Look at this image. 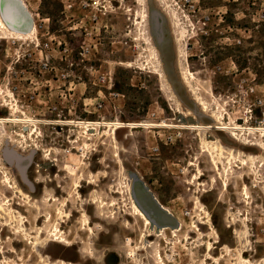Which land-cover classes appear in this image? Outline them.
<instances>
[{
	"label": "rangeland",
	"instance_id": "obj_1",
	"mask_svg": "<svg viewBox=\"0 0 264 264\" xmlns=\"http://www.w3.org/2000/svg\"><path fill=\"white\" fill-rule=\"evenodd\" d=\"M162 1L3 0L10 24L36 33L0 40V118L15 120L0 128V264H155L158 250L167 264H264V151L215 129L167 128L223 115L256 129L239 138L264 142V0ZM212 141L226 151L221 172L203 152ZM134 175L181 231L145 236L130 215Z\"/></svg>",
	"mask_w": 264,
	"mask_h": 264
},
{
	"label": "bare ground",
	"instance_id": "obj_2",
	"mask_svg": "<svg viewBox=\"0 0 264 264\" xmlns=\"http://www.w3.org/2000/svg\"><path fill=\"white\" fill-rule=\"evenodd\" d=\"M15 1L17 3H19V4H21L22 8L26 10V6L22 2L23 0H15ZM143 1H145V0H143ZM162 5H165L164 0L162 1ZM158 11L160 12V14L162 16L164 15L163 17L165 19H167V15L166 14L162 13L160 10H158ZM6 13H7V9H4V7H3V0H0V40H6V39L12 38V37H14V38L17 37L16 39L22 40V38H26V37H29V36H32V35L34 36V34L36 33V26H35L34 22L31 23V26L29 27V29L27 31H25V32L24 31H20V30L15 29L9 23L8 19L11 21V18H10V15L8 13H7L8 14V18H7L6 15H5ZM27 14H29L28 11H27ZM144 18H145V20L147 22L148 15L145 14ZM155 46H156V49L158 51L157 50H153L152 54L154 56V59L157 60L158 62H160V59H162V61L164 63H166L165 59H164L165 57L163 56L164 54L161 52L160 48L157 45H155ZM183 75H184L185 81L187 83L190 82L191 79L194 80L196 78V74L193 73L190 69L185 71L183 73ZM159 77L164 78V73L160 72L159 73ZM12 111L14 113L16 112V111H14V109H12ZM93 115H95V114H93ZM218 120H219L218 122H220V124H219V126H215V127H212V126H201V125L185 126L184 127V125L174 126V125H168L166 123H164V124L168 125L167 128H171V129L180 128V129H185V130L188 129V130H194V131L199 130L201 132H207L210 129H212V130L215 129V130H218V131H220L222 133L231 134V136L236 141H243L245 144L250 145L251 147H255V148H258L259 150L264 151V142L263 141L255 140V142H251L249 140H243V139L239 138V136L237 135V131H240V132L248 131V132H250L249 134H254L256 129H254L252 127L244 128L241 125H235V126L229 125L226 122V119H224L223 115L220 116L218 118ZM11 122L13 123V122H15V120H12L10 118L9 119L8 118H4V119L0 118V128L3 130L5 125H7V124H9ZM24 122H26V121H24ZM27 122H29V123L31 122L32 124L36 123V121L35 122L27 121ZM80 124L86 125L87 127H92V129L88 130L89 132H95V131H97L96 130L97 128L99 129L101 127H109L111 129H115V130L124 129V125L122 123H115V124L106 123V124L102 125V123L84 122V123H80ZM140 126H145V127L153 126V127H156L154 125L131 124L129 126V129L136 130V129H139ZM167 128H164V126H163L162 129H167ZM204 146L207 147L206 149L204 147V149H205L203 151L204 153L210 152L212 155L217 154L218 159H216L214 157L213 160H212V165L215 168V170L221 172V165L223 163H224L223 165H225L224 160L226 159V156H225L226 151L224 150V147L222 145H220V143L218 141H212V142L205 143ZM244 165H246L245 161L243 162V166ZM232 169H233V164H230V166L228 168H225L226 171L227 170L231 171ZM252 171L254 172V170H252ZM138 176L134 175L133 176V183H130V185L127 184V188L129 189V195H130V204H129L130 208L129 209L131 211L130 215L135 217L138 221H141L143 223V225H144V228L146 229V232L149 233V235L146 234L145 236L148 237V238H152L153 236H155L157 238H163V237H165L166 233L169 232V231L173 232V233H178L179 231H181V229L183 228L182 223L178 222V220H176V218L171 213H169L167 209H165V207L162 205V203L157 198L156 194H154V192L151 189V187L146 183V181H144V179L139 178ZM202 177H203V174L199 173V176H196L195 180L200 181L202 179ZM7 181H9V180H7ZM138 185H140L142 187L143 193L145 195H147V198H149V199L151 198V201L157 207L159 212H161L163 214L164 220L165 221H169L168 218L174 219L173 221H175V225H172V224H164L163 225L157 220L158 215L156 213L153 212L154 213V217L150 215V213H149V211L147 209L146 202L142 199L141 195L137 191V186ZM224 186L227 187V182L225 183ZM77 188L78 189L81 188V185H78ZM76 192H78V191H76ZM77 196H80L79 192L77 193ZM98 206H99V209H102V210L105 209L106 207H108L107 203H105V202H99ZM115 206H117L116 200H114L111 203V207H115ZM107 218H112V217H107ZM86 221H87V219L85 220V222ZM63 224H64V222H63ZM208 224L210 225V228H212V229L214 228V234L218 238V233L215 231V227L213 225V222H211V220H210V221H208ZM54 229H55L54 232L57 234L55 236H58V240L63 242V243H65V244H67V245H70V243L66 242L63 238L59 237V235L62 233L61 228L59 226H56V227H54ZM89 230H90L91 233L93 232V229L91 227H89ZM154 232H155V235H153ZM149 243H150L149 241H146L147 245H149ZM207 249H208V251L210 253L209 258H211V260L214 259L216 261V263H217L219 260L216 259V258H213L212 255H211V253H212V251L214 249L213 244L209 243ZM152 258H153V262H155V264H167L166 260L163 257V254H162L161 250H158L157 254H155V256L152 257ZM238 258H239L241 264H251L245 259L243 254H240V256H238Z\"/></svg>",
	"mask_w": 264,
	"mask_h": 264
},
{
	"label": "water",
	"instance_id": "obj_3",
	"mask_svg": "<svg viewBox=\"0 0 264 264\" xmlns=\"http://www.w3.org/2000/svg\"><path fill=\"white\" fill-rule=\"evenodd\" d=\"M6 12V11H5ZM6 17L8 18V14H5ZM9 23L10 20L8 19ZM152 35L157 41V44L159 47H163L165 40H164V30H163V23H162V18L161 16L155 12L153 13V20H152ZM161 50V49H160ZM151 216L154 217L153 212H149Z\"/></svg>",
	"mask_w": 264,
	"mask_h": 264
},
{
	"label": "flooded vegetation",
	"instance_id": "obj_4",
	"mask_svg": "<svg viewBox=\"0 0 264 264\" xmlns=\"http://www.w3.org/2000/svg\"><path fill=\"white\" fill-rule=\"evenodd\" d=\"M151 20H153V17H152V15H151ZM149 200V202H148V200ZM146 201V204H147V209H148V211L149 212H154V213H156L157 215H158V218H157V220L161 223V224H171V223H169V222H165L164 220H163V214L161 213V212H159V210L157 209V207L154 205V203L151 201V198L149 199V198H147V195H146V199H145ZM94 217L95 218H97L96 217V215H94ZM160 218H161V220H160ZM164 221V222H163ZM127 256H128V254H127ZM149 258L151 259V261H152V255L150 254L149 255Z\"/></svg>",
	"mask_w": 264,
	"mask_h": 264
},
{
	"label": "built area",
	"instance_id": "obj_5",
	"mask_svg": "<svg viewBox=\"0 0 264 264\" xmlns=\"http://www.w3.org/2000/svg\"><path fill=\"white\" fill-rule=\"evenodd\" d=\"M190 215V213H186V216H189Z\"/></svg>",
	"mask_w": 264,
	"mask_h": 264
}]
</instances>
